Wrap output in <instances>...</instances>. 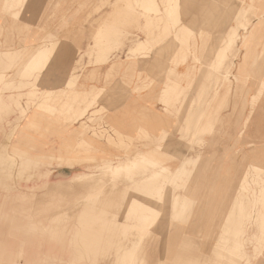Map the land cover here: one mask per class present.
I'll list each match as a JSON object with an SVG mask.
<instances>
[{"label": "rangeland", "instance_id": "374dc122", "mask_svg": "<svg viewBox=\"0 0 264 264\" xmlns=\"http://www.w3.org/2000/svg\"><path fill=\"white\" fill-rule=\"evenodd\" d=\"M32 1L35 0H30L26 10H21L18 19L12 18L11 13H8L6 16L0 13V41H6L7 39L13 41L14 39L17 41L16 45H20L23 39L32 38L31 40H35L34 38H37V36L43 37L46 33L52 32L51 40L56 44V47L50 64L44 71V74L40 76L36 82L38 88L63 86L67 78L72 76V73L75 72L74 66L77 64V60L82 59V64L90 61V63H87V70L92 69V72L90 76L86 78V83L91 87H99V102L103 103L105 107H101L102 110L100 109L93 113L92 119L86 126L87 138L90 136L98 138L99 135V139L104 142L103 144L106 145L107 150L120 154H125L127 150H136L138 147H140V149L152 150L157 142L167 141V145L162 146L165 152H159L156 154V157L160 162L168 163L172 166L182 163L180 155L183 154V151L193 153L196 147L201 151V153L195 152V155L199 154L196 161L199 160L187 165L190 169H194L196 176L194 175L192 178L188 177L186 180L184 177H181L180 180H178L179 183H181L179 185L180 187H178L179 193L187 196L186 202L184 201L186 203L185 206H188V209H186L187 213L182 209V206H184L182 205V203H184L182 201H180L181 207L179 205L177 210L172 209L171 206L168 205V201H166V205L156 204L158 210L160 211L161 209V211L157 217L158 221L153 222L156 223L154 227L163 229V233L165 234L169 233V237L160 238V241L166 242L169 249L165 248L163 253L165 255L157 256L151 264H161L162 262L164 264H172L175 262L174 260L182 263L181 261H185L184 256H186L187 253H195L201 257V259L199 257L195 261L191 260V264H244L243 257L236 255L232 256V253L228 251L227 247L234 241L236 242L233 244L239 247V239L241 238H239V236H246L244 232L240 235V231L244 230V228L245 230H260V221H264L263 216H261L264 214V209L261 206V202L263 201L262 198L264 197V190L261 186L264 185V179L262 184L261 177L258 178L261 169L256 168V171L254 169L255 167H253L256 165L264 168V90L260 94V89L263 87L262 81H264V21L262 22L259 20V16L264 14V0H181V5L178 7V15L182 21L179 22L178 26L175 25V17L177 14L171 19L163 15L161 19L147 24L145 17H142V15L138 17V13L144 12L142 7L134 4L136 8L132 12L128 9L130 8V3H128V1L122 3L121 0H38L35 4L37 5L36 10L34 7L30 8V5L33 4ZM122 4H125V7L123 6L124 8H121ZM126 4H128V6ZM119 8L123 9L121 13H118V11L120 12ZM244 10L246 12H244L245 14L243 13ZM116 11L117 15L115 13ZM112 15H116L117 19L115 16V19L114 17L112 18ZM4 19L7 20L6 24ZM104 19L112 26H115L119 33L121 32L120 35L118 33L115 36L121 37L125 43L109 49V51H106V54L104 53L103 55H100L98 53L99 51L96 49L95 53L88 57L87 52L97 48L96 45L94 47L91 46V44H94L97 40V28L95 27L99 21H103ZM249 22L255 23L253 26V33H251L250 30L248 31L249 33L247 32L250 26H245V24ZM10 23L16 24L17 26V28H15L16 36H12L8 32ZM183 24L187 27L186 31L189 35V42L191 44L193 42L200 44V47L203 45L204 50L197 52L200 57L198 59L199 61H194V59H190L189 61L195 64V70L191 82H189L187 88L181 93L182 98L171 106V109L168 107V111L165 110L162 113V107L166 103L161 100L160 97L162 95L161 87L164 88L166 82H168L170 66L180 67L183 65L184 61L183 58L186 52L184 50V40L182 41L179 39L176 33L179 26H183ZM228 27L235 29L237 32L238 45L236 44L237 47L235 45L236 49L233 53L231 51L228 53L226 60L228 63L230 61L234 63L230 65L229 71H231V73L229 74L230 76L228 75L230 79L222 83L221 71L225 70L223 69L224 67L221 68V71H216V68L210 67L209 63L218 61L219 47L223 44ZM151 28L154 29L155 36L161 35V37L164 36V38L167 34V30L172 29V32L167 36V41L163 43L158 42L154 44L151 49L144 50L143 53L139 52L138 54L134 53L128 56L126 49L128 48L130 37L137 36L136 34H139V37H146L148 33L146 29ZM111 32L114 35V32ZM107 36L106 29L103 31V38ZM103 41L101 48L104 49L108 46L104 39ZM111 43H114V41ZM5 45H7V42L0 43L1 48L7 47ZM189 50L192 51L193 49ZM186 54L189 55L190 52L188 51ZM102 56H104V58L106 56L107 60L100 61V59H103ZM128 57L130 61H135V63H128V67L126 66L124 68L120 66L110 68V65L116 61L117 58L121 59ZM139 62H141V65L138 64ZM17 68L18 67H15L13 70L16 71ZM162 68H164L163 73H161ZM164 73L165 75L163 76ZM16 74L15 72L13 76ZM170 76L172 75L170 74ZM96 77L99 78V81L95 79ZM83 79L82 75V78L79 76L77 80L81 82ZM95 88L87 86L81 88V84L77 83L74 88L65 89L66 94L70 96H68L67 100L70 101V98L74 100L75 98L73 99V97H76V101H71L73 104L75 102L78 103L86 99ZM129 88V93L133 94L132 97L136 98V96H138L139 99L142 98L139 101H142L143 105H147L151 102L154 103V111L159 112L154 114L155 116L162 115L157 118L153 117L152 114L148 112L151 111L149 109H140L137 114L128 111V107L123 105V103L126 101V97L124 98L126 89ZM75 89H79L76 91L78 93L73 92ZM60 90L64 91L62 88H56L55 92H59ZM71 90L73 91L71 92ZM151 92L154 94L149 95ZM25 98L26 95L23 96V102ZM66 98L67 96H63V99L61 98V104L54 97L52 104L58 108H62L64 103V107H66V103L67 107L69 105L72 106L71 101L67 102ZM76 103L73 105L74 108H76ZM202 104L203 107L201 106ZM70 106L68 108L69 113L66 111L62 114L56 111L52 112L50 108L41 109V111L37 110L41 112V114H35L34 121L31 123V128H29V130L37 137L36 141L38 143L42 139H49L52 136H56L57 128H59L61 124L68 122L63 117L72 119L70 116L74 108L71 109ZM94 106L97 107V103ZM125 110L128 112H125ZM248 115L249 119H246ZM133 116H136V118L134 119ZM129 118L133 119L130 120ZM114 128H118L120 133L125 134L124 138L122 136L123 141L121 138L119 139L120 141L118 140L120 135ZM162 128L168 130V135L165 136L164 140L160 135L157 136ZM95 132H97V135ZM101 135H103V137ZM108 135L116 139L114 144L112 142L110 143V140L107 139L109 138ZM116 136H118V138H116ZM74 138H66L67 148L69 150L70 147H73L72 144H76L77 140H80L79 138ZM13 140H17V138ZM9 146V150L13 151V145ZM76 146H78V144ZM83 147L84 145L80 144L78 149H84ZM27 149L32 156H36L39 152V150L35 149V146H29ZM57 155H59V153H57ZM98 155L102 154L98 152ZM65 156L67 157H62L58 161L56 159L53 160L51 163L55 165H51L50 161L52 159L49 157L37 158V162H39L37 163L38 166L37 164L36 166L32 164L30 168L26 167L28 169L25 168L27 171L25 170L24 174L14 175L11 179L7 180V183L12 184L16 181L21 184H33L37 182L36 177L37 172H39L38 168L42 166V164H46L47 166L50 164V166L56 167V162L62 165L56 167V170H62L67 175H70L72 170L64 167L63 164L69 161L68 158H70L71 155L65 153ZM17 158L16 164L20 160L19 157ZM93 160L94 161H90V164L96 165L99 163L97 162L98 159ZM20 162L21 161H19V164ZM9 164L10 163L7 165ZM29 171L32 172L31 178L25 176L27 174L26 172ZM219 173L221 175H219ZM73 179L70 180L67 178L65 179L67 181H62V186H66L59 190V195L51 196L52 198L55 197L58 199V204H62L58 209L62 206H68V203L71 205L75 202V200L73 201L74 198L81 196V184L78 179ZM72 180L77 183H75L77 186ZM71 183L78 189L75 191L67 189L66 187L68 185L72 186ZM0 188H2V191L8 192L7 188L5 189V187L2 186H0ZM253 189L256 190L254 191ZM259 189H262V191ZM217 190H219V192H217ZM83 191H85V187ZM250 191H253V194L250 193ZM116 195L117 193L114 196ZM252 195L257 196L258 203L254 201V199V202L249 201V199L251 200V198H253ZM243 197L249 198H245L244 200ZM236 200H243L241 203L242 206L245 201L246 207L243 206L244 209H241V207H239L241 206L239 204L240 202ZM236 204L239 205L237 206ZM254 204L260 205L259 208L262 209L260 210L259 208L256 209L253 207L256 209L254 210L251 208V205ZM236 206L239 207V209L236 208ZM245 210L249 212L247 215H244L246 214ZM176 213L177 215L179 214L177 218L174 216ZM239 213H241V217L238 216L240 215ZM252 213L257 215V217L251 218L249 214ZM260 218L263 220H260ZM234 221L242 223H240L238 227L235 226L231 229L229 226H231ZM158 222H161V225H158ZM252 222H254V224ZM224 223L226 225L221 227ZM72 229V227L46 228L45 234L50 236V240L54 239V245L57 243L65 244ZM182 229L185 232L177 234L170 232L175 230L181 232ZM223 229L239 230V233H217V231ZM209 230H214V232H208ZM205 233L206 236H204ZM255 234L257 233H254V236ZM112 235L119 236L120 234L115 232ZM185 235L196 236L198 240H196L197 244H199L200 247L207 245V243L209 245L213 243L214 249L211 251L217 254L222 253V251L224 253L225 249H227L230 255L211 257L208 249H197V247H195V241L194 243L189 242L188 244L190 245L186 243L188 247H190L187 252V245L183 242L186 241L183 240ZM219 235L220 238L218 237ZM232 235L236 239H231L233 238ZM262 235L261 241L264 238V233ZM225 239L230 240V244L227 242L228 240ZM261 241L258 240V243H261ZM262 242L264 243V241ZM51 243H53V241H51ZM263 243L260 247L264 246ZM184 245L185 248H183ZM114 246H116V244ZM153 246L154 245H152V247ZM181 249L186 250L181 251ZM233 249L237 248L234 247ZM103 251L105 250L101 249L100 252L97 249L91 250V252L96 255L101 252L103 253ZM177 253H181V257L183 256L184 259L180 256L178 257L180 254L177 255ZM138 254H141L139 250ZM179 258L182 260L180 261ZM261 259L264 260V257H261ZM99 261L101 260H97L96 262ZM120 261L122 264H134L136 262L138 264H140V262L141 264H147L144 260L133 261L132 259ZM96 262L83 260L81 264H93Z\"/></svg>", "mask_w": 264, "mask_h": 264}, {"label": "bare ground", "instance_id": "6f19581e", "mask_svg": "<svg viewBox=\"0 0 264 264\" xmlns=\"http://www.w3.org/2000/svg\"><path fill=\"white\" fill-rule=\"evenodd\" d=\"M37 1L38 0L32 1L33 4L30 5V8L34 7L36 10L37 5L35 4L37 3ZM121 1L122 3H126L128 1V3H130V8L128 9H130V11L132 12L135 10L136 6H141L144 12L138 13V17H140L141 15L142 17H145L147 20V24H151L155 20L161 19L163 15L171 19L173 16H175V14H177L175 17L176 26L179 25L180 21H182V19L178 15V7L179 5H181V0ZM29 2L30 0H4L1 4L0 13H4V16H6L8 13H11L12 18L18 19L21 10H26ZM134 4L136 6H134ZM126 5L128 6V4ZM123 6L125 7V4H122L121 8H124ZM121 8H119L120 12L118 11V13L122 12L123 9ZM244 12L245 10L243 11V13ZM115 13L117 15V11ZM116 15L114 16L117 19ZM114 16L112 15V18ZM259 20L262 22L264 21V14L259 16ZM4 22L6 24L7 20L4 19ZM250 23L251 22L245 24V26H250L248 27L247 32L250 30V32L253 33V26L255 23ZM9 28L10 29L7 28L9 30L8 32L12 36H16V24L10 23ZM95 28H97V40L94 44L92 43L91 46L94 47L96 45L97 48L87 52L88 57H90L91 54H94L96 49L99 51L98 53L100 55H103L104 53L106 54V51H109V49H112L115 46H119V44L122 45L125 43V41L121 37L115 36L119 33L118 30H116L117 28L115 26H112L108 21H105V19L103 21H99ZM106 29L108 36L103 38V31ZM186 29V25L183 24V26H179V29L176 32L177 37L182 41L184 40V50L186 52L183 58V65L180 67L170 66V74L172 76H170L169 74V79L168 82H166V86L164 88L161 87L162 95L160 97L161 100L166 103L162 107V113L176 104V102H178V100L182 98L181 93H183V91L189 85V82H191V78L194 75L193 73L195 70V64H192L189 61L190 59L199 61L198 59L200 57L197 52L204 50L203 45H201L200 47V44H197L195 42L191 44L189 42V35ZM111 31L114 32V35ZM147 31L148 33L146 34V37H139V34H136L137 36L130 37L127 46L128 48L126 49V53L128 56L134 53H143L144 50L151 49L154 44L167 41V36L172 32V29L166 31L167 34L165 38L164 36L161 37V35L155 36V31L152 28L146 29V32ZM120 34L121 32L119 33V35ZM51 35L52 32L50 31L43 37L37 36V38H34L35 40H31L32 38H26L21 40L22 43L20 45H16L17 41L14 39L13 41L8 39L6 41H0V43L7 42V45H5L7 47L1 48L0 46V165H2L0 166V186L8 189V192H4L1 190L2 188H0V264H81V261L83 260H90L92 262L101 260L93 264H119L121 262L120 260L127 261L132 259L133 261L144 260L146 261L145 263L151 264L157 256L165 255L163 254L165 248L169 249V246L167 247L165 241H160L161 237H169V233L165 234L163 233V229L154 227L156 223L153 222L158 221L157 217L161 211L160 208V211L158 210L156 204L166 205L165 203L166 201H168V205H170L172 209L177 210L180 205V201L186 202L187 196L179 193L178 187H180L179 185L181 183H179L178 180H180L181 177H184L186 180L188 177L192 178L194 177V175L196 176L194 169H190L187 165L189 163L195 162L199 156V154L195 155V152L201 153V151L198 150L197 147L194 149L193 153L183 151V154L180 155L182 163L177 164L176 166H172L168 163L160 162L156 157V154H158L159 152H165L162 146L167 145V141H161L160 143H158L156 140L157 143L152 150L140 149V147H138V149L136 150H127V152L125 151V154H120L107 150L106 145L103 144L104 142L99 139V135L98 138L95 136H90L87 138L86 126L92 119L93 113L95 111H99L100 109L102 110V108L105 107L103 106V103L99 102V87H91L88 83H86V78L89 77L90 73L92 72V69L87 70V63H90V61L82 64V59L77 60V64L74 66L75 72L72 73V76L67 78L66 83L63 86L38 88V84L36 83L38 78L44 74V71L47 69L53 58L56 44L51 40ZM237 36L238 34L235 29L228 27L223 40V44L219 47L218 61L209 63V66L212 68L214 67V69L216 68V71H221V68L224 67L223 69L225 70L221 71L223 79V81H221L222 83L225 80L230 79V65H232L234 62L230 61L228 63L226 58L228 57V53L230 51L233 53V51L236 49L235 45H238ZM102 38L105 40V43L108 46L104 49L101 48L102 43L104 42ZM112 41H114V43H111ZM189 49L193 50L190 51ZM188 51L190 52L189 55L186 54ZM102 58L103 59H100V61L107 60L106 56L105 58L104 56H102ZM128 63L134 64L135 61H130L129 57L121 59L117 58V60L110 65V68L117 66L123 68L126 66L128 67ZM138 64L141 65V62H139ZM15 67H18L16 71L13 70ZM15 72L17 73V76H13ZM163 72L164 68H162L161 70V73ZM82 75L84 79L80 82L77 79H79V76L82 78ZM164 75L165 73L163 74V76ZM95 79L99 81L98 77H96ZM77 83L81 84V88L87 86L95 89L89 94L86 99H83L79 102L77 101L78 103L75 102L76 108L73 107L75 103H72V101H76V97H73V99L75 98L74 100L70 98V101L72 100V106H69L71 107V109L74 108V110L72 109V112L70 111V118L72 119L63 117L68 122L61 124L60 127L57 128L56 136H52L49 139H42L38 143L36 141L37 137H35V135L32 134L29 130V128H31V123L34 121L35 114H41V112L38 111L46 108H50L52 112L56 111L57 113L61 114L68 111L69 106L67 107V103L65 105L67 108L63 106L65 103L62 105V108H58L52 104V101L55 97V99H57L62 104L63 96H67L66 101L70 102L67 100L69 94H66L65 89L74 88ZM262 86L263 87L260 89V94L264 90V81H262ZM56 88H62L64 89V91L60 90L59 92H55ZM78 90H71V92L73 91L74 93H78L76 92ZM129 92L130 88L126 89L127 95L125 93L124 96V98L126 97V101L123 103V105L128 107V111L133 113L135 112L137 114L140 109H149L151 111L148 112L151 113L153 117L157 118L162 115H154L159 112L154 111L155 109H153V102L147 105H143L142 101H139L142 98L139 99L138 96H136V98L132 97L133 94ZM153 94L154 93L151 92L149 95ZM25 95L26 98L23 102L22 99ZM96 103L97 107L94 106ZM201 106L203 107V104ZM128 111L125 110V112ZM67 113H69V111ZM133 118L135 119L136 116H133ZM129 119L132 120L131 118ZM246 119H249V115ZM114 130L117 131L120 135L119 138L118 136H116L118 140L120 138L122 140V136L123 138L125 137V134L120 133L118 128H114ZM160 131L161 132L157 136L160 135V137H162V139L164 140L165 136L168 135V130L166 128H162ZM95 134L97 135V132H95ZM101 136L103 137V135ZM110 136L108 135L109 138L107 139L110 140V143L112 142L114 144L116 142V139H114V137L111 138ZM74 137L79 138L80 140H77L76 144H72L73 147H70L69 150L67 148L68 145L66 138ZM16 138L17 140H13ZM77 144L78 146H80V144H83L84 149L79 150L78 146H76ZM9 145H13V151L9 150ZM29 146H35V149L39 150L36 156H32L30 154L29 150L27 149V147ZM98 152H100L102 155H98ZM57 153H59V155H57ZM65 153L71 155L70 158H68L69 161L63 164L64 167L72 170V173L70 175H67L62 170H56V167L62 166L61 164L59 165L56 162V167H52L50 166V164L48 166L46 164H42V166L38 168L39 172H37L36 177L37 182L33 184H21L20 182L16 181H14L12 184L7 183V180L11 179V177H13L14 175L24 174L25 170L30 168L32 164H35L36 166V164L39 163L37 162V158L49 157L50 159H52L50 161L51 163L55 159L58 161L62 157L66 158L67 156H65ZM17 157L20 158V164L19 161L16 164V160H18ZM93 159H98L97 162L99 163H97L96 165L90 164V161H94ZM8 163L10 164L7 165ZM51 165L55 164L51 163ZM253 167H255V170L256 168L261 169V172L258 174V178L261 177L263 184L264 168L258 167L256 165H254ZM26 173L27 174L25 176L27 178L32 177L31 171ZM219 175L221 174L219 173ZM67 178L70 180L73 178L79 180V183L81 184L80 187H82L81 196L74 198L73 201L75 200V202L71 205H69L68 203V206H62L60 209H58L62 204H58V199L55 197L52 198L51 196L59 195V190L66 186H62L61 182L67 181L65 180ZM73 180L72 182L74 184L78 182L76 180H74L76 181L74 182ZM73 183H71L72 186L68 185L66 188L70 189L71 191L77 190V183L75 184V187ZM84 187L85 191H83ZM261 188L264 190V185H262ZM262 189L259 190L262 191ZM217 192H219V190H217ZM252 192L250 191V193ZM116 193L117 195L114 196ZM243 198L245 200V198L248 199L249 197ZM263 198L261 206L264 209ZM253 199L258 203L257 196H253V198H251V200L249 199V201L254 202ZM236 201L240 202L239 204L241 205L243 200ZM185 202L182 203V205H184L182 206V209H184L186 212L188 206H185ZM243 204V206L246 207L245 201L243 202ZM237 206L236 208L238 209L239 207H241V209H244L242 205L239 207ZM253 207L257 209L260 207V205H251V208ZM247 210H245L246 214L244 215H247V213H249L247 212ZM253 213L249 214V216L251 218L257 217V215ZM239 214L240 215L238 216L241 217V213ZM174 216L175 218H177L179 214L177 215L176 213V215ZM261 216H263L264 219V214H262ZM263 219L260 218V220ZM260 222V227L262 230H245L244 227H240L244 228V230L240 231V235L242 232H244L246 233V236H239V238L241 237L239 239V247H236L233 244L236 241L231 242L237 249H233L234 247L232 244H230V240L225 239L228 240L227 242L230 244L227 249L232 253L231 255L243 257L244 264H264V260L261 259V257H264V246L260 247V245L263 243L262 241H264V238L261 241L263 237L262 234L264 233V221ZM158 223V225H161V222ZM233 223L231 226H229L231 229L235 226L238 227L242 222L234 221ZM252 223L254 224V222ZM225 225L226 224L224 223L221 227ZM60 227H72L75 230L72 229L71 234H69V236L67 237L65 244L57 243L56 245H54V239L50 240V236L45 234V229H55ZM231 229L219 230L217 231V233L221 234L224 232L223 234H225L228 232L234 233L239 231ZM39 231L41 232V234ZM115 232H118L120 235H112ZM170 232L177 234L183 233L185 231H183L182 229L181 232L178 230ZM208 232L212 233L214 232V230H209ZM254 233L257 234H255L254 236ZM233 235V238H230L234 240L236 238ZM204 236H206V233ZM184 237L185 238L183 240L186 241L183 242H185V244H188L189 242L194 243L195 241V247H197V249L199 250L208 249L211 257L230 255V253L225 248L224 253L222 251V253L216 254L211 251L212 249H214L213 243L211 245L207 243V245L200 247L199 244H197L198 240L196 236L185 235ZM218 237L220 238V235ZM258 240L261 241V243L259 242L260 244L258 243ZM51 241H53V243H51ZM115 244L116 246H114ZM152 245L154 246L152 247ZM188 245L186 248L187 252L188 248H190L188 247ZM183 248H185V245ZM94 249L99 250V252L101 249H104L105 251H103V253H99L100 255H96L91 252V250ZM186 249H181V251H185ZM138 250L141 254H138ZM181 253H177V255L180 254L178 255V257H181V255L183 254ZM184 257L185 261L181 259L183 258V256L179 258L180 261L182 260V263L174 260L175 262H173L172 264H191V260H197L200 255H196L195 253H187V255Z\"/></svg>", "mask_w": 264, "mask_h": 264}, {"label": "crops", "instance_id": "0c3cea01", "mask_svg": "<svg viewBox=\"0 0 264 264\" xmlns=\"http://www.w3.org/2000/svg\"><path fill=\"white\" fill-rule=\"evenodd\" d=\"M3 1H4V0H0V8H1V4H2ZM3 16H4V13H3Z\"/></svg>", "mask_w": 264, "mask_h": 264}]
</instances>
